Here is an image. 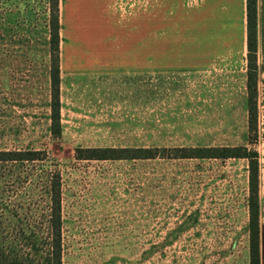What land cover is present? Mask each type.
<instances>
[{"label":"rangeland","instance_id":"obj_1","mask_svg":"<svg viewBox=\"0 0 264 264\" xmlns=\"http://www.w3.org/2000/svg\"><path fill=\"white\" fill-rule=\"evenodd\" d=\"M51 14L49 0H0V151L40 152L0 162V232L47 236L45 190L58 176L61 264H250L248 160L183 153L244 147L258 157L264 264V26L254 128L244 23L234 16L226 45L184 48L161 63L135 47L132 79L63 80L57 141L49 132ZM78 148L153 157L78 160Z\"/></svg>","mask_w":264,"mask_h":264},{"label":"crops","instance_id":"obj_2","mask_svg":"<svg viewBox=\"0 0 264 264\" xmlns=\"http://www.w3.org/2000/svg\"><path fill=\"white\" fill-rule=\"evenodd\" d=\"M58 16L60 84L79 75L132 79L135 47L161 63L184 48L226 45L234 16L247 41L246 0H58ZM263 26L264 0H256V47Z\"/></svg>","mask_w":264,"mask_h":264},{"label":"trees","instance_id":"obj_3","mask_svg":"<svg viewBox=\"0 0 264 264\" xmlns=\"http://www.w3.org/2000/svg\"><path fill=\"white\" fill-rule=\"evenodd\" d=\"M52 11L50 24L52 67L50 70V125L49 132L52 137L61 139L60 117V38L58 0H49ZM247 23V93L248 118L250 128L255 126L256 116V0H246ZM38 151H0V162H24L39 159ZM78 160H145L153 157L149 149H76ZM184 158L195 159H228L242 158L248 160V186L250 198L249 205V231L250 264L258 263L257 220H258V157L244 147L238 148H194L183 150ZM50 205L47 206L49 214L46 222L50 233L45 237L23 234H4L0 232V264H61L62 239L59 233L61 226V187L58 176L49 180L46 190Z\"/></svg>","mask_w":264,"mask_h":264}]
</instances>
